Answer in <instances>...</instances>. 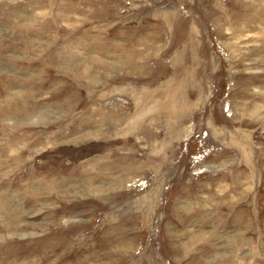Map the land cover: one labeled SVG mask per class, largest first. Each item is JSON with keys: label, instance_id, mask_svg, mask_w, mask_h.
<instances>
[{"label": "rangeland", "instance_id": "rangeland-1", "mask_svg": "<svg viewBox=\"0 0 264 264\" xmlns=\"http://www.w3.org/2000/svg\"><path fill=\"white\" fill-rule=\"evenodd\" d=\"M0 264H264V0H0Z\"/></svg>", "mask_w": 264, "mask_h": 264}]
</instances>
